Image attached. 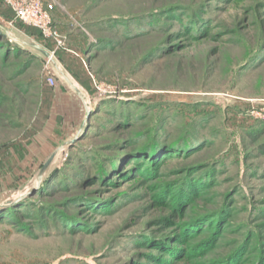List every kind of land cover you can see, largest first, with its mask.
Wrapping results in <instances>:
<instances>
[{
    "label": "rangeland",
    "instance_id": "rangeland-1",
    "mask_svg": "<svg viewBox=\"0 0 264 264\" xmlns=\"http://www.w3.org/2000/svg\"><path fill=\"white\" fill-rule=\"evenodd\" d=\"M55 2L50 55L0 0V264H260L264 0Z\"/></svg>",
    "mask_w": 264,
    "mask_h": 264
},
{
    "label": "built area",
    "instance_id": "built-area-1",
    "mask_svg": "<svg viewBox=\"0 0 264 264\" xmlns=\"http://www.w3.org/2000/svg\"><path fill=\"white\" fill-rule=\"evenodd\" d=\"M2 3L13 14L15 20L24 26L38 30L44 38L52 40L54 49L50 55L65 49V38L53 25L55 0H2ZM49 75L46 82L53 86L54 79Z\"/></svg>",
    "mask_w": 264,
    "mask_h": 264
},
{
    "label": "trees",
    "instance_id": "trees-1",
    "mask_svg": "<svg viewBox=\"0 0 264 264\" xmlns=\"http://www.w3.org/2000/svg\"><path fill=\"white\" fill-rule=\"evenodd\" d=\"M189 30L190 29H188L187 31H189ZM160 148L161 147H158V146H150V148L148 147L144 151H139V152H137L134 155H137V154L150 155V157L154 158L153 162H155V158L157 160V157L159 158L160 155L162 156L163 154H166L167 151H168V150H165V149L161 151ZM148 149H149V151H147ZM260 149L264 153V145L260 146ZM132 157L134 159L133 162L136 163V165H137L136 157H134V156H132ZM201 181H202L201 178H197V179H194V180L187 179L176 190H172L174 188H171V190H166V192L162 191L156 197L157 198L159 197L160 201L162 200V203L166 204L167 202H170V205H172L176 211L180 212L181 209L184 208L183 207L184 205L190 204L193 201V199H195L196 195H198L200 191L202 192L201 189H203L202 188L203 185H202ZM198 190H200V191H198ZM167 197H169V198H168L167 202H165L166 201L165 198H167ZM219 216H220L219 219H221L222 216H223V213L221 212L219 214ZM219 219H218V222L220 221ZM201 221L207 222V220H201ZM201 221L196 220V221L192 222L193 224H190V226L188 225L187 227H185V229L190 231V232L191 231H197L199 229L200 225H201ZM230 258H232V257H230ZM236 258L237 257H235L234 259H236ZM234 259L231 262L232 264L234 263ZM260 264H264V259L261 261Z\"/></svg>",
    "mask_w": 264,
    "mask_h": 264
},
{
    "label": "water",
    "instance_id": "water-1",
    "mask_svg": "<svg viewBox=\"0 0 264 264\" xmlns=\"http://www.w3.org/2000/svg\"><path fill=\"white\" fill-rule=\"evenodd\" d=\"M34 49H36V50H38V51H40V52H42V53H44L46 56H49V54L45 51V50H43L41 47H39V46H32Z\"/></svg>",
    "mask_w": 264,
    "mask_h": 264
},
{
    "label": "crops",
    "instance_id": "crops-1",
    "mask_svg": "<svg viewBox=\"0 0 264 264\" xmlns=\"http://www.w3.org/2000/svg\"><path fill=\"white\" fill-rule=\"evenodd\" d=\"M77 69L80 71L81 78L84 79L85 76H84V73H83L82 69L80 67H78Z\"/></svg>",
    "mask_w": 264,
    "mask_h": 264
}]
</instances>
